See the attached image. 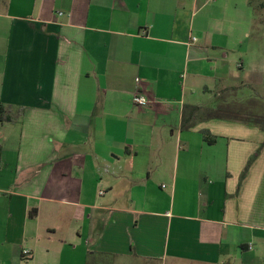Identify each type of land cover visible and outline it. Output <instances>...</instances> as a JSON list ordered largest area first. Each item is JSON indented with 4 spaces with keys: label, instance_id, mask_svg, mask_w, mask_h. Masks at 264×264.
<instances>
[{
    "label": "crops",
    "instance_id": "1",
    "mask_svg": "<svg viewBox=\"0 0 264 264\" xmlns=\"http://www.w3.org/2000/svg\"><path fill=\"white\" fill-rule=\"evenodd\" d=\"M257 16L253 0H0V264H264V129H182L185 106L234 87L264 115Z\"/></svg>",
    "mask_w": 264,
    "mask_h": 264
},
{
    "label": "trees",
    "instance_id": "2",
    "mask_svg": "<svg viewBox=\"0 0 264 264\" xmlns=\"http://www.w3.org/2000/svg\"><path fill=\"white\" fill-rule=\"evenodd\" d=\"M239 90V87H234L223 91L219 96L222 100V103L214 108H208L205 106H185L182 120V129H190L195 126L197 122L209 119H232L254 124L264 129V115L255 113V110L260 109L259 106H261L257 99L252 98L246 101L245 105L231 104L227 101V93H236ZM4 113L5 110L1 107L0 120L12 121L11 118L4 119ZM203 134L206 142L210 144L215 142V140L211 138L207 131H204ZM35 215L36 212L34 211L30 214V217H34Z\"/></svg>",
    "mask_w": 264,
    "mask_h": 264
},
{
    "label": "rangeland",
    "instance_id": "3",
    "mask_svg": "<svg viewBox=\"0 0 264 264\" xmlns=\"http://www.w3.org/2000/svg\"><path fill=\"white\" fill-rule=\"evenodd\" d=\"M254 2V5L256 7V10H257V23H256V28H259V35L263 36V39H264V0H253ZM229 94V96H228ZM233 96V97H232ZM227 101L230 102L231 104H237V105H242V104H246L245 102L247 100H245V98L243 96H239L238 95V92L236 93H227ZM243 100V101H242ZM243 105V106H244ZM257 112V110H255V113ZM258 114V113H256ZM102 263L101 264H145V263H142L141 261H138V262H130V260H121L120 262L118 261H111V260H101ZM66 262V261H65ZM90 264H94V263H90Z\"/></svg>",
    "mask_w": 264,
    "mask_h": 264
},
{
    "label": "built area",
    "instance_id": "4",
    "mask_svg": "<svg viewBox=\"0 0 264 264\" xmlns=\"http://www.w3.org/2000/svg\"><path fill=\"white\" fill-rule=\"evenodd\" d=\"M209 1H217V0H209ZM195 40L196 39H194V41ZM134 103L136 106L142 107V108L148 107L151 104L148 96L142 92H138L137 94H135ZM23 253L25 256H29L31 252L29 250H24Z\"/></svg>",
    "mask_w": 264,
    "mask_h": 264
}]
</instances>
